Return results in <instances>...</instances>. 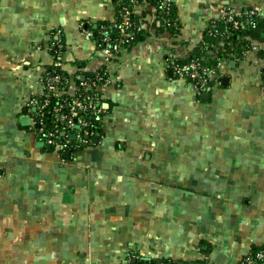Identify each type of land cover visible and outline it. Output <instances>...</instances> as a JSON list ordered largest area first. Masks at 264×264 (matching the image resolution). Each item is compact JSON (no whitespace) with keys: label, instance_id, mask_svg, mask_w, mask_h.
Masks as SVG:
<instances>
[{"label":"crops","instance_id":"0c3cea01","mask_svg":"<svg viewBox=\"0 0 264 264\" xmlns=\"http://www.w3.org/2000/svg\"><path fill=\"white\" fill-rule=\"evenodd\" d=\"M174 7L177 37L151 31L105 63L88 31L115 19L113 0H0V264H125L129 251L240 264L264 246V58L219 62L207 98L165 60L200 45L221 8L264 16V0ZM134 9L153 21L145 0ZM57 39L70 75L103 66L110 80L101 137L71 152L21 122Z\"/></svg>","mask_w":264,"mask_h":264},{"label":"built area","instance_id":"2783aa9c","mask_svg":"<svg viewBox=\"0 0 264 264\" xmlns=\"http://www.w3.org/2000/svg\"><path fill=\"white\" fill-rule=\"evenodd\" d=\"M174 0H159L158 5L162 12L169 13L171 2ZM155 12L156 8L152 7ZM125 15L128 11H123ZM153 17L154 13H153ZM264 18L259 10L247 8H221L219 17L209 21L206 33L216 37L219 46L233 31H245L256 26L258 19ZM219 22L223 25L220 26ZM159 21H157V24ZM123 24L127 25L126 21ZM128 26V25H127ZM140 28L138 27L137 30ZM88 34L92 38L91 31ZM120 37L113 40L109 35L93 39L94 49L105 63H109L123 50V43L132 36L131 32L120 27ZM64 45L60 40L52 41L50 48L53 55V65L62 72H45L40 77L42 92L33 96L26 103V115L29 118V127L35 132L39 141L56 146L61 150H74L82 145L95 143L102 133L100 130L104 107L100 100L98 89L109 83L105 67L101 66L92 72V76L85 74L70 75L62 67V52ZM261 46L251 43L243 51L245 55L250 51L258 52ZM180 55L170 54L165 58L172 74L191 82L198 93L209 92L220 83L217 67H206L199 61H179ZM219 64V62H218ZM262 84L264 85V65L262 68ZM93 121H91V120ZM99 122V123H98ZM73 135V138L71 136ZM143 258L139 254L129 251L125 264H212L208 259L198 260L170 259V258ZM240 264H264V248L256 251L249 250L240 259Z\"/></svg>","mask_w":264,"mask_h":264},{"label":"trees","instance_id":"16d2710c","mask_svg":"<svg viewBox=\"0 0 264 264\" xmlns=\"http://www.w3.org/2000/svg\"><path fill=\"white\" fill-rule=\"evenodd\" d=\"M116 6V17L110 21H101L96 24L95 27L89 26V30L92 33L93 39H99L103 35H109L113 40L120 37V27H124L125 30L131 32V38L123 43V49H129L133 44L145 40L151 31L163 32L168 31L173 37H177L179 34L178 23L175 19V7L174 1L171 2L169 13L162 12L159 8V0H145L150 6L156 8L154 13L153 21L145 20V14L148 12L143 11L141 14L137 13L134 9L135 1L138 0H113ZM127 10L128 14L125 15L123 11ZM151 13V11H149ZM126 21L128 24L125 25L123 22ZM157 21L159 23L157 24ZM220 26L223 24L219 22ZM140 28L137 30V28ZM216 37L209 36L206 31L204 34L203 41L200 45L193 47L188 50V55L185 58H179V61L195 60L199 61L206 67H217L218 62L226 59L240 58L242 51L251 43H257L261 46L258 53L264 58V18L256 21V26L249 28L245 31H233L231 35L226 38L223 45L219 46ZM121 52V51H120ZM51 70L55 72H62L54 65L47 67L46 71ZM85 74L86 77L92 76V72H79L75 75ZM91 120V119H90ZM93 121V120H91ZM99 123V122H98ZM84 146V145H82ZM71 152V150H70ZM264 246H255L251 251H256ZM153 260V259H150Z\"/></svg>","mask_w":264,"mask_h":264},{"label":"water","instance_id":"95a60500","mask_svg":"<svg viewBox=\"0 0 264 264\" xmlns=\"http://www.w3.org/2000/svg\"><path fill=\"white\" fill-rule=\"evenodd\" d=\"M208 94H209L208 92H204L202 96L205 97V98H207V97H208ZM21 122H22V124H29V118H28V116H27V115H26V116H23V117L21 118ZM71 138H73V135L71 136ZM94 141L96 142L97 139L94 138ZM40 143H41V145H43L42 142H40ZM46 147L50 148V146H48V145H46ZM64 155H65L66 157H68V156H69V153L65 152Z\"/></svg>","mask_w":264,"mask_h":264},{"label":"rangeland","instance_id":"374dc122","mask_svg":"<svg viewBox=\"0 0 264 264\" xmlns=\"http://www.w3.org/2000/svg\"><path fill=\"white\" fill-rule=\"evenodd\" d=\"M96 52V51H95ZM97 53V52H96Z\"/></svg>","mask_w":264,"mask_h":264}]
</instances>
